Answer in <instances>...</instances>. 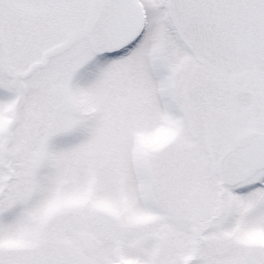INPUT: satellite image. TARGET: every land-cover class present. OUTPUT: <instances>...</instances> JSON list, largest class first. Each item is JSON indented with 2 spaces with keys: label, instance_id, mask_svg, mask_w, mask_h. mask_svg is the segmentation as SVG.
<instances>
[{
  "label": "snow or ice",
  "instance_id": "snow-or-ice-1",
  "mask_svg": "<svg viewBox=\"0 0 264 264\" xmlns=\"http://www.w3.org/2000/svg\"><path fill=\"white\" fill-rule=\"evenodd\" d=\"M0 264H264V0H0Z\"/></svg>",
  "mask_w": 264,
  "mask_h": 264
}]
</instances>
